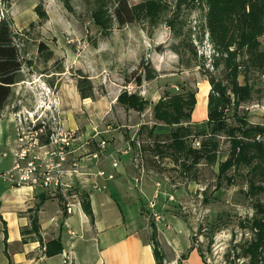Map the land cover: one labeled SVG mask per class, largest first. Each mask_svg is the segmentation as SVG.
Wrapping results in <instances>:
<instances>
[{
    "label": "rangeland",
    "instance_id": "374dc122",
    "mask_svg": "<svg viewBox=\"0 0 264 264\" xmlns=\"http://www.w3.org/2000/svg\"><path fill=\"white\" fill-rule=\"evenodd\" d=\"M118 1L0 0V18L11 22L25 62L0 113L18 114L23 126L32 120L41 143L63 132L71 144L88 140L92 145L96 139L111 146L124 144L119 152L131 151L137 159V171L144 169L153 177L154 193L158 192V198H153L158 205L161 202L164 222L172 224L169 231L168 225L161 229L153 220L149 237L170 232L179 236L183 247L189 240L192 247L201 249L204 262L206 258L211 264H231L234 246L252 236L249 227L242 224H249L257 202L264 203V178L253 172L252 166L241 164L224 173L220 166L230 155L232 138L264 144V71L247 68L245 52L236 45L230 47L238 63V82L249 85V97L236 99L229 90V101H223L213 94L226 129L214 134L219 141L216 158L195 163L193 156L170 147L168 134L177 125L156 120L153 108L163 97L186 96L188 92L195 93L197 104L202 84L208 82L212 89V78L229 81V53L212 39L209 3L127 0L136 7V17L121 24L114 13ZM260 41L264 50V35ZM41 43L46 46L43 51ZM142 62L154 67L158 76L138 85ZM131 94L142 98L141 109H131L126 98L119 99ZM208 103L205 121L194 122L195 108L183 119V125L192 130L186 137L187 148H199L210 135ZM253 127L262 130L247 137L239 131L229 132ZM1 129L3 140L9 135L16 138L13 122L8 127L1 123ZM252 181L260 186L258 190H250ZM180 254L179 264L187 251ZM248 258L235 261L243 264Z\"/></svg>",
    "mask_w": 264,
    "mask_h": 264
},
{
    "label": "crops",
    "instance_id": "0c3cea01",
    "mask_svg": "<svg viewBox=\"0 0 264 264\" xmlns=\"http://www.w3.org/2000/svg\"><path fill=\"white\" fill-rule=\"evenodd\" d=\"M210 89L209 85L204 103L198 98L193 113L196 123L207 119ZM13 118L8 111L0 113V170L10 168L13 162L11 155L2 154L15 139L9 135L3 140L1 135V123L11 126ZM92 137L96 139V135ZM93 142L72 145L69 163H77L79 173L65 177L64 189L13 187L0 182V264H158L149 230L154 221L161 229L168 225L169 231L172 224L170 220L169 224L164 222L161 202L158 205L153 198V177L146 175L144 169V173L137 171V159L131 151L119 152L124 144L106 143L101 162L88 160L86 154L99 149V140ZM92 146L95 147L90 150ZM99 170L114 174V178L98 176ZM94 183L104 188L98 190ZM85 203L89 204L90 213L85 210ZM153 213L162 215L164 220H156ZM167 234H157L163 261L179 258L180 252L187 251L180 264H206L189 240L183 247L179 236Z\"/></svg>",
    "mask_w": 264,
    "mask_h": 264
},
{
    "label": "trees",
    "instance_id": "16d2710c",
    "mask_svg": "<svg viewBox=\"0 0 264 264\" xmlns=\"http://www.w3.org/2000/svg\"><path fill=\"white\" fill-rule=\"evenodd\" d=\"M209 3L208 25L213 41L223 46L229 53L226 59V67L230 70L229 81L224 83L215 79H210L212 89L209 93L208 103V125L210 135L204 137L200 147L194 149L187 148L186 137L192 134L189 126L183 125V119L188 117L195 108V93L188 92V95L174 94L167 98L163 97L154 105L153 111L156 120L165 125L174 126L168 134L171 140L170 147H174L178 152H186L188 156H193L195 163L201 159L209 160L216 158L219 150V141L214 134L225 130V119L222 110H219L218 102H215L213 94L216 92L219 99L229 101L227 91L235 96L236 99H246L249 97V85H241L238 82V63L235 61V52L229 51L232 45L245 52L247 68H254L264 71V50L261 49L260 37L264 35V0H207ZM119 23L124 24L133 22L136 17V7L130 6L127 0H119L114 10ZM46 46L41 43L39 49L43 51ZM49 51V55H51ZM24 59L21 57L18 44L15 42V35L11 27V22L7 18H0V107H2L11 95V87L18 82L17 74L24 66ZM143 71L136 77V83L141 85L144 80H153L158 76V72L149 63L142 62ZM223 82V83H222ZM80 91L83 83L79 84ZM126 98L129 108L139 110L144 101L135 94L128 97L122 95L119 99ZM241 123H245L244 120ZM262 130L253 127L243 130L234 128L229 132L239 131L247 137L252 131ZM157 146V145H156ZM241 164L252 166L253 172H259L264 178V144L245 142L236 137L232 138L230 155L227 160L221 163L222 173L229 167L239 168ZM256 182H250V190H258ZM85 210L90 213L89 204L85 203ZM255 214L249 220L248 225L252 236L234 246V258L232 263H236V258L246 257L247 263L243 264H264V203L257 202L254 205ZM154 243V253L158 264H163V254L159 249L156 234L151 237ZM238 246V247H237ZM239 250H237V248ZM201 256L202 250L199 249Z\"/></svg>",
    "mask_w": 264,
    "mask_h": 264
},
{
    "label": "built area",
    "instance_id": "2783aa9c",
    "mask_svg": "<svg viewBox=\"0 0 264 264\" xmlns=\"http://www.w3.org/2000/svg\"><path fill=\"white\" fill-rule=\"evenodd\" d=\"M13 123L15 124L16 138L14 144L8 151L3 152V156L11 155L13 162L10 168L0 170V182H8L13 187L28 186L32 189H64L67 184L65 177L73 173H79V165L75 162L69 163V155L72 153L70 138L63 132L57 138H51L46 143H41L39 132L34 122H27L22 125V120L18 114L13 113ZM18 117L17 118L15 117ZM106 147V141L99 143V149L86 154L88 160L102 161V152ZM118 163L113 162L116 167ZM143 171V169H142ZM98 176L113 179L114 174L99 170ZM158 187H160L158 183ZM94 188L102 190L104 185L94 183ZM159 189V188H158ZM158 197V192L155 198ZM155 202V201H154ZM151 202V207L155 205ZM70 211L72 204H69ZM156 220L163 221L164 218L158 213H153ZM206 264H211L206 260ZM163 264H179L178 258L170 261H163Z\"/></svg>",
    "mask_w": 264,
    "mask_h": 264
},
{
    "label": "bare ground",
    "instance_id": "6f19581e",
    "mask_svg": "<svg viewBox=\"0 0 264 264\" xmlns=\"http://www.w3.org/2000/svg\"><path fill=\"white\" fill-rule=\"evenodd\" d=\"M208 88H209V83L208 82L202 84L201 87H200L198 98H199V102L201 104L204 103V101L206 100V95H207V92H208Z\"/></svg>",
    "mask_w": 264,
    "mask_h": 264
}]
</instances>
